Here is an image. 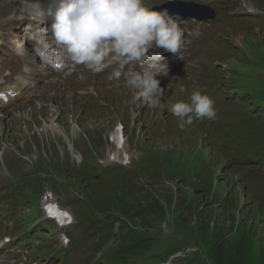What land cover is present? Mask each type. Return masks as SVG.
<instances>
[{
  "label": "rangeland",
  "instance_id": "obj_1",
  "mask_svg": "<svg viewBox=\"0 0 264 264\" xmlns=\"http://www.w3.org/2000/svg\"><path fill=\"white\" fill-rule=\"evenodd\" d=\"M255 1L258 3V5L259 3L261 4L260 0ZM261 9L262 10L259 15L254 17L249 16L243 9L233 10L232 14L239 16L238 22L246 23L247 25H245L246 27L244 32L240 33L243 35V37L239 40V51L229 48L226 43H222L219 46L218 52L220 55H225L227 57L232 56L233 58L228 59V64H232V66H226V72L223 70L217 71V81L220 85L219 90L223 91L224 89H227V93H230V95L233 97L231 98L232 102H237L241 98V95H245L247 101L246 103H251L253 107H259L264 113V35H253L251 30L252 27H256L264 33V7ZM0 16H2L1 10ZM227 19H230L228 15ZM248 30H250V32ZM7 32L8 30L6 29L2 30L4 36L7 34ZM8 50L9 48L7 47L3 58L0 60L3 64V68L1 70L7 69L10 66L19 67L18 62L11 58L12 55L8 53ZM214 54L215 56L218 55L217 53H212L210 54V58H214ZM8 77L11 78V75ZM21 78L23 82H30L33 84L30 88L21 90L20 97L16 99L12 105L7 107V109L12 110V119L6 121L3 118L5 117L4 112L0 113V149H3L4 145L12 148V143L9 138L11 135H13L14 137L17 136L19 140L22 141L30 140L34 146L33 153L35 152L40 159L44 158L47 160V163L56 162L65 164L67 162L66 151L68 141L58 140V143L56 144L53 142L49 131L36 133L35 130L39 131V125H41L42 129L45 124H49L53 115L58 112L63 100L67 97H72L87 116V126L84 128L83 134L88 137V128L95 126V119L97 118L96 112L94 110L95 100L91 90V86L93 84L92 75L87 72H83L77 76L53 75L47 71H45L44 74H40L37 70L32 69L21 73ZM11 81H13V79ZM14 82L17 81L15 80ZM38 106H41L39 111L37 110ZM237 109L240 110V108ZM39 114L41 116L46 115L47 117L40 118L39 121V117H35V115ZM257 115L261 117V111H258ZM217 121L218 119L206 122L199 128L198 132H193L190 134V136H185L181 140L168 142L162 150L164 154H162L160 151L153 152L152 150H149L146 152V155L150 157H147L145 153H141L139 155L141 161L149 159L150 162L156 166V161L161 163L160 161L163 158L162 165L170 167L175 162H177V167L181 170H178L176 175L168 177V174L164 168L161 173H158L157 170L155 171V169L152 167L144 165L143 162H141L140 167L143 168L142 170H137L136 172L130 174V177L121 179L115 183L109 182L107 186H109V188L112 190V193L108 194L107 203L112 205L111 215L119 217L121 221H125L129 226L144 232L147 229L141 225L138 216L130 217L128 220L120 215L122 210L121 206L127 205L128 201L132 198L133 191L136 192V197L139 201H143L145 199L143 196H148L147 190H151L153 193L152 196L160 201L163 197L165 199L173 200V196L170 195V193H173V195L177 198L183 193L193 194L195 191H198L195 185H189V179L187 180L186 184L182 181V174H188L186 170L190 174L195 173L198 170V161L202 158L201 153H199L196 159L193 160V154H191V152L189 153L190 149H192L194 152L199 146L205 147L204 140L210 139L211 137H221L222 141H229L236 137L234 135L227 134V128L224 125L225 123H223L220 127L215 128ZM38 123L40 124L38 125ZM100 123L101 122H99L97 125L100 126ZM153 126L156 128V121H153ZM208 128L213 129L208 131ZM97 133L100 132L97 131ZM89 140L92 144V150L94 153L93 155L96 157V160L100 155H97L98 153L96 152L95 147H97L98 151H100L104 145V142L97 135L94 136V138H89ZM15 143H13V145ZM20 145L21 143H16V146L19 147ZM73 147L76 153H81L82 155L84 154V150L91 152L89 145L82 141L77 140L74 142ZM183 151L189 154L184 156L182 160L175 161V153L181 154ZM155 157H159L160 161L154 159ZM1 159L3 160L4 166L0 165V169L4 172L5 176L4 179H0V202L5 201L6 204H0V233L3 234L5 231L13 233L14 240L16 241L13 242L14 246L12 250L19 257H27L25 262L31 264L33 261L37 260L44 264H93L99 259V257L103 260L102 253L104 249H109L118 245L120 223H118L117 220L114 221L115 224L113 230L107 233H96L94 235L87 232L84 226L75 227L77 222V209L78 220L80 214L78 207L79 201H85L84 199L77 198V195L75 196L76 193L72 187L74 183L71 175L76 169L79 168V165H81L79 160L74 162V170H69L65 173H62L60 171L54 170L51 166L49 169L50 172H47V174L45 169L37 166L35 160L23 161L21 162V165H12L6 163L5 154L1 156ZM137 163L138 162H133L126 169H131L132 165H136ZM98 165L101 169L106 167H116L103 166L99 163ZM62 166L65 167V165ZM31 168L32 171L28 172L27 170ZM208 168H211L212 171H214L216 168L218 170L216 175H221L219 172L220 166L211 164L208 160H204L202 162V171H205ZM262 172L264 173V169ZM258 174V170H249L247 172V176L251 178L258 176ZM31 177L42 180L41 186L37 185L34 190L35 197L38 199V201L40 200V206L37 212H33V209L31 210L26 207L24 210L25 214L34 218L42 217V198L44 192L46 190H50L55 200L73 215L71 224L65 228L68 233L67 237H71V242L73 244L68 243V249L62 248L65 253L61 256L53 255L47 250H38L39 248L44 249L46 246L50 251H56L58 244L53 242H56L57 236L61 234L59 230H57L52 237H50V234H48V236L46 234L41 239H36L33 236L32 231L35 228L32 229L31 227H28L27 231L22 234H20L18 231L22 225V222L16 217V210L9 205L11 196L8 195V192H10L11 189L21 191L23 188L28 186L27 182ZM189 177H191V175H189ZM260 177L263 176H258L256 179ZM75 179L79 180L80 177H76ZM193 180L196 184L202 183L199 174L194 175ZM237 180L238 177H231L230 175H227L225 177V183L223 186L226 189H235L238 193H241V190L238 188ZM23 181H25V183H23ZM175 189L177 190L175 191ZM29 191L30 189H26L19 199L20 207L26 202L30 201L28 198ZM242 197V201H245L246 198L244 192H242ZM204 199L208 202L210 201V198L207 194L204 195ZM174 202L175 201L172 203L171 210L166 207L164 208V212H168L166 220L157 219L153 224V227L151 225V229L153 230V233L156 237V241L159 244H154L151 247L152 253L146 254L144 256V263L146 261H152L153 263L157 264V261L151 259L149 255L154 257V255L160 251L161 245H177L179 242L177 238H180V235L176 233V228L174 227V211L172 212V210H174ZM117 204H119V209L117 212H115L114 209ZM232 213H236L238 217L232 228L227 227L225 218H223V216L218 217L219 212H217L215 217L218 219L216 222L212 221V225L216 224L214 226L217 227L216 229L210 230L211 232L208 231L206 233H201L197 230H195V232L197 234H205L208 237L217 240L219 248L216 250V254L220 264H262L259 254L260 245L258 242V236L262 228V224L259 223V221L264 219V207L254 208L247 204L245 209L235 208ZM247 214H249L250 218L253 217L254 226H250V223L246 225L243 222V218ZM27 215H22L21 218L27 222H30L31 225L32 218L27 217ZM101 220H105V218H101ZM189 220L192 224H195L194 221L196 220V217L192 216ZM47 222L43 223L44 227L42 225L37 227L39 230L43 231L41 232L38 230V234L44 233V231H46L45 228L50 229V225ZM189 226L194 227L192 225ZM225 233H227L226 236ZM111 234H113L115 237H109ZM24 237L33 238L34 241L40 240L42 243L46 241L47 242L43 244V247H41V244L37 250H34L31 248L30 242L23 241ZM100 244H103V250L101 249ZM15 249H18L19 254ZM187 249L197 250L196 242L192 241L187 244L184 247V250ZM26 251H28V253H26ZM185 253L188 254H185V258L183 260H179L180 257L174 258L176 254L171 256L169 258V261L171 260L169 264H182L186 257L191 255L192 252L188 251ZM2 258L7 259L8 257L6 254H3ZM200 258L201 260L203 258V260L207 262L205 257L200 256ZM44 260L48 262L45 263ZM99 262L102 264H107L105 260L97 261V263ZM132 263L142 264L141 262L135 263L133 261Z\"/></svg>",
  "mask_w": 264,
  "mask_h": 264
},
{
  "label": "clouds",
  "instance_id": "obj_2",
  "mask_svg": "<svg viewBox=\"0 0 264 264\" xmlns=\"http://www.w3.org/2000/svg\"><path fill=\"white\" fill-rule=\"evenodd\" d=\"M41 15L73 63L101 69L111 62L117 66L113 76H122L129 88L138 90L137 99L159 104L165 89L157 77L166 76L168 66L160 52L149 50L162 48L178 55L185 31L177 18L166 10L153 11L144 0H47ZM170 111L182 129L194 119L216 116L214 101L199 90L187 102L172 103Z\"/></svg>",
  "mask_w": 264,
  "mask_h": 264
},
{
  "label": "trees",
  "instance_id": "obj_3",
  "mask_svg": "<svg viewBox=\"0 0 264 264\" xmlns=\"http://www.w3.org/2000/svg\"><path fill=\"white\" fill-rule=\"evenodd\" d=\"M108 175L113 177L111 181H105L103 178H93L92 186L90 188L87 187L88 183L82 187L88 200L86 212L91 217L95 214H100L106 215L109 219H115V216H110L112 205L107 202L101 203L97 201L94 196L103 194L108 195L112 193V190L107 184L109 182L115 183L126 177L116 178L112 173H109ZM208 177L209 175L204 176V178L207 179L205 180V184L199 186L201 191L194 193L192 196L183 193L176 198L170 193V195L173 196V200L165 199L163 197L160 201L152 196V191H147L148 196H143V198H146L143 201H139L136 196H132L127 205L121 206L122 210L120 215L125 217L137 216L135 213L137 212L141 225L145 228H151V225H153L157 219H166L168 212L165 213L164 208L166 207L171 210L172 203L175 201L174 210H172V212L174 211V227L176 228V233L180 235V238H177L179 241L177 245H161V249L157 255V259L160 260V262H164L167 258L178 251H183L187 244L194 241L196 242L197 250L187 256L182 264H220L216 254V250L219 248L217 240L212 239L205 234H197L195 230L201 233H206L210 230L216 229L217 227H214L216 224H212L218 219L215 217L217 212H219L218 217L223 216V218H225L227 227L232 228L238 218L236 213H232L235 208L245 209L247 204L254 208L264 207V176L253 180L242 187L241 193H238L235 189L227 191L218 180L212 186V181ZM188 179L189 178L185 174H182V181L185 184ZM242 192L245 193V201H248L247 204H242L241 202V199L243 198ZM203 194H212V200L209 202L206 200L204 201ZM92 198L94 199L92 200ZM118 209L119 204L116 205L114 209L115 212H117ZM192 216L196 217V220L194 221L195 224H192L189 220ZM243 222L246 225L250 223V226H254L253 217L250 218L249 214L243 218ZM260 223L262 224V228L258 236V242L260 245L259 254L262 264H264V220L260 221ZM125 227L126 224L123 223L121 229H124ZM226 234L227 233H225V236ZM153 238L154 237L151 233L144 235L141 231L128 228L126 232H120L119 246L122 250H115L114 252L112 250V257H115L116 260L119 261H128L129 259L135 261V258L144 255L143 251H149L151 246L157 243L152 241ZM200 256L205 257L207 262H205L203 258L201 260ZM184 258L185 256L180 260H183Z\"/></svg>",
  "mask_w": 264,
  "mask_h": 264
},
{
  "label": "bare ground",
  "instance_id": "obj_4",
  "mask_svg": "<svg viewBox=\"0 0 264 264\" xmlns=\"http://www.w3.org/2000/svg\"><path fill=\"white\" fill-rule=\"evenodd\" d=\"M4 4H6L7 6H9V4L10 3H8V2H5ZM10 21V20H9ZM10 22H12V21H10ZM264 38V37H263ZM260 40V39H259ZM256 48V47H255ZM257 50V49H256ZM9 90H11L12 91V93H15L16 94V96H15V98L17 97V91H16V88L15 87H9V88H6V90L5 91H3V93H6V92H8ZM15 98H9L7 101H5V100H0V102H2V104H3V106L5 107V105H9V104H11L12 103V101L15 99ZM27 117V116H26ZM29 120V119H28ZM25 121V120H24ZM23 122V121H22ZM27 122V121H26ZM25 124V123H24ZM31 124V123H30ZM34 124V123H33ZM23 126V125H22ZM26 127V126H25ZM30 127H31V125H30ZM33 128H35V127H33ZM49 128H51V129H53V132H57L58 130L57 129H55V127L53 126V125H51V126H49ZM15 129V128H14ZM17 129V128H16ZM6 130V129H5ZM13 130V129H12ZM25 130V129H24ZM26 130H27V128H26ZM21 131V130H20ZM20 133V132H19ZM27 133V132H26ZM5 135V134H4ZM19 135V134H18ZM174 143V142H173ZM170 144H172V143H170ZM260 163L262 164V167L264 166V164H263V161H261L260 160ZM1 164V163H0ZM238 181V180H237ZM178 183V182H177ZM169 192V191H168ZM35 193V192H34ZM58 198V197H57ZM146 199V198H145ZM55 200V198L53 197V196H51V197H48L47 198V201H54ZM208 211V210H207ZM206 211V212H207ZM255 213V212H254ZM196 214H198V213H196ZM207 214H208V212H207ZM206 214V215H207ZM200 215V214H199ZM205 215V216H206ZM198 217V216H197ZM202 217V216H201ZM238 224V223H237ZM211 232V231H210Z\"/></svg>",
  "mask_w": 264,
  "mask_h": 264
}]
</instances>
